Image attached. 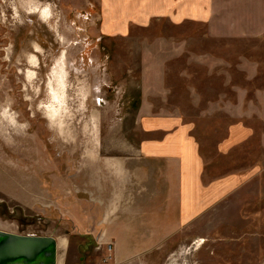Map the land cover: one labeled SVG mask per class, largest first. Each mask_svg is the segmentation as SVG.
<instances>
[{"label": "rangeland", "instance_id": "374dc122", "mask_svg": "<svg viewBox=\"0 0 264 264\" xmlns=\"http://www.w3.org/2000/svg\"><path fill=\"white\" fill-rule=\"evenodd\" d=\"M152 2L0 0V231L54 237L59 264H264V37L176 29L140 15ZM165 40L189 52L154 113L192 126L205 183L236 184L189 224L177 164L142 156L146 68ZM192 53L216 57L214 73ZM231 134L246 139L223 151Z\"/></svg>", "mask_w": 264, "mask_h": 264}, {"label": "crops", "instance_id": "0c3cea01", "mask_svg": "<svg viewBox=\"0 0 264 264\" xmlns=\"http://www.w3.org/2000/svg\"><path fill=\"white\" fill-rule=\"evenodd\" d=\"M140 15L146 19L160 17L180 30L187 26H204L210 39L264 37V0H154V3L148 4ZM105 30L115 35L116 23L108 25ZM117 31L126 32L124 29ZM188 52L187 42L169 40L161 42L160 51L151 55L153 62L146 68V74L153 82L146 86L140 112L144 131L154 135L144 142L142 156L148 160L166 163L174 161L177 164V199L181 224L193 222L198 215L207 211L218 197L236 185L230 177L228 180L225 178L205 183L204 159L196 139L192 137V126L167 109L161 114L154 113L152 100L165 98L169 91L165 78L170 63ZM190 56L192 63L205 66L210 74L214 73L218 65L216 57L198 56L193 53L188 57ZM239 130L246 131L243 125ZM243 139L246 138L240 136L238 139L231 134L222 145L223 151L229 146L231 148L234 142L244 141ZM152 238L167 237L159 233Z\"/></svg>", "mask_w": 264, "mask_h": 264}, {"label": "water", "instance_id": "95a60500", "mask_svg": "<svg viewBox=\"0 0 264 264\" xmlns=\"http://www.w3.org/2000/svg\"><path fill=\"white\" fill-rule=\"evenodd\" d=\"M0 264H59L58 241L0 231Z\"/></svg>", "mask_w": 264, "mask_h": 264}, {"label": "bare ground", "instance_id": "6f19581e", "mask_svg": "<svg viewBox=\"0 0 264 264\" xmlns=\"http://www.w3.org/2000/svg\"><path fill=\"white\" fill-rule=\"evenodd\" d=\"M52 92V94H53V96H54V101L56 100V99H58L59 100V97H57V95L55 94V93H53V91H51ZM58 100H56V102H59ZM53 115H55L56 114V109H55V107H54V109H53ZM54 117H52V119H53ZM205 240H203V239H200L198 242H196V246H197V248H199V249H201L204 245H205Z\"/></svg>", "mask_w": 264, "mask_h": 264}]
</instances>
